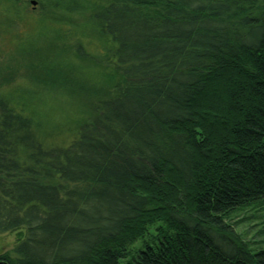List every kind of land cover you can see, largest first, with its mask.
<instances>
[{"label": "trees", "instance_id": "obj_1", "mask_svg": "<svg viewBox=\"0 0 264 264\" xmlns=\"http://www.w3.org/2000/svg\"><path fill=\"white\" fill-rule=\"evenodd\" d=\"M93 10L113 71L67 146L0 89V233L21 230L0 264H264L233 219L264 208V0Z\"/></svg>", "mask_w": 264, "mask_h": 264}, {"label": "rangeland", "instance_id": "obj_2", "mask_svg": "<svg viewBox=\"0 0 264 264\" xmlns=\"http://www.w3.org/2000/svg\"><path fill=\"white\" fill-rule=\"evenodd\" d=\"M30 1L20 0L18 12L12 14L7 12L8 3L0 0V89L34 93L31 107L41 113L39 121L47 128V145L64 147L78 127L91 120L93 102L100 93L93 95V100L89 97L93 90L107 87L106 71H113L112 58L99 59L107 54L111 41L97 38L91 28L93 9L109 0H75L77 6L86 8L71 13L53 7L52 0H35L34 6ZM7 75L12 78L5 81ZM233 219L241 221L236 230L245 241L258 242L252 247L264 244L261 205L246 208ZM20 233H0V249L11 250ZM149 233H154L153 228ZM141 244V240L136 242L129 251L134 253Z\"/></svg>", "mask_w": 264, "mask_h": 264}, {"label": "water", "instance_id": "obj_3", "mask_svg": "<svg viewBox=\"0 0 264 264\" xmlns=\"http://www.w3.org/2000/svg\"><path fill=\"white\" fill-rule=\"evenodd\" d=\"M30 3L34 6L36 4L35 0H31Z\"/></svg>", "mask_w": 264, "mask_h": 264}]
</instances>
